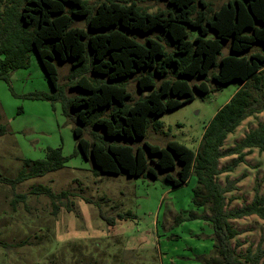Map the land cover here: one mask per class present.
<instances>
[{"label": "trees", "instance_id": "trees-1", "mask_svg": "<svg viewBox=\"0 0 264 264\" xmlns=\"http://www.w3.org/2000/svg\"><path fill=\"white\" fill-rule=\"evenodd\" d=\"M19 1L15 9L10 6L14 0L0 7V80L10 83V72L27 66L29 53L35 51L53 90L23 97L61 103L64 115L74 120L80 152L92 161L97 176L124 172L157 178L164 171L163 180L179 188L194 175L193 202L209 212L180 213L174 224L194 219L211 222L214 252L204 258L205 264H264L261 244L255 250L248 247L245 253L237 250L239 240L232 244L240 231L231 222L253 214L264 219V195L256 193L251 203L231 209L226 193L234 183L222 185L218 180L220 174L245 161L246 149L264 153V120L234 146L223 148L228 135L246 118L264 111V0H226L215 9L208 0H168L166 10L153 13L137 1L105 0L94 9L87 0ZM74 17L85 18L87 25L74 26ZM192 29L197 31L194 36ZM139 35H145V41ZM226 41L230 53L222 55ZM255 45L259 48L251 51ZM67 60H72V77L76 78L70 87L79 90L73 97L59 83L56 61ZM86 65L93 77L81 72ZM213 68L217 71L211 78L218 88L236 82L241 86L206 126L198 150L178 140L166 146L131 144L146 135L150 124L156 129L162 126L155 121L157 117L192 100L190 80L207 77ZM135 74L139 89L149 92L129 105L131 93L125 82ZM193 87L201 94L209 92L205 80ZM90 127L96 129L93 139L85 136ZM4 130L2 125L0 132ZM231 155H237L231 164L220 166V159ZM67 161L62 147H48L45 158L25 159L17 176L0 173V183L15 190L18 184L60 169ZM30 194L49 197L53 215L65 198L67 209L72 210L69 191L55 193L46 185L34 186L27 193L14 192L12 208L26 203ZM84 199L99 206L100 217L109 225L132 216L109 217L100 201ZM26 243L0 245L10 248Z\"/></svg>", "mask_w": 264, "mask_h": 264}, {"label": "rangeland", "instance_id": "rangeland-1", "mask_svg": "<svg viewBox=\"0 0 264 264\" xmlns=\"http://www.w3.org/2000/svg\"><path fill=\"white\" fill-rule=\"evenodd\" d=\"M14 1L10 5L13 9L20 2ZM87 1L94 9L105 0ZM123 1H137L152 13L168 8V0ZM208 1L215 9L226 0ZM10 3L11 0H0V7L3 9ZM73 25L85 27L87 21L74 17ZM190 33L194 36L197 31L192 29ZM138 38L145 41L146 36ZM229 53L230 42L226 41L222 55ZM56 64L59 83L67 95L79 94L78 89L70 87L76 80L72 77V60L56 61ZM216 71L217 68H213L207 77L190 80L194 98L157 117L155 121L162 126L156 129L150 124L146 135L131 144L137 147L149 142L166 146L169 141L178 140L198 150L206 126L241 86L236 82L218 88L211 78ZM81 72L93 77L90 65ZM137 76L132 75L125 82L131 93L127 100L129 105L149 92L139 89ZM201 80L208 83V93L201 94L193 87ZM41 90L53 89L35 51L29 53L27 66L10 72V83L0 80V127L5 126L4 132H0V173L17 176L25 159L45 158L48 147H62L68 161L60 169L18 184L15 190L0 183V242H27L10 248L0 245V264H205L204 258H210L214 252L211 222L194 219L174 224V217L180 213L209 212L207 207L193 202L196 177L193 175L186 185L174 188L163 180L164 171H159L157 178L132 177L124 172L97 176L92 161L80 152L73 132L74 120L64 115L61 103L23 97ZM262 120L264 111L246 118L228 135L223 148L234 146ZM95 132L96 129L90 127L85 136L93 139ZM244 152H247L244 162L218 176L222 185L229 181L234 183L233 190L226 193L227 207L231 209L251 203L256 193L264 195V153L256 148ZM236 157L221 158L220 166L231 164ZM37 185L49 186L55 193L69 191L72 210L67 209L68 199L65 198L59 201L58 214L53 215L49 197L36 194L28 195L26 203H18L14 210L10 202L14 192L27 193ZM84 198L100 201L109 217L126 213L132 216L109 225L100 217L99 206ZM231 222L240 231L232 240L233 245L237 240L241 242L239 252L245 253L248 247L255 250L259 244L264 248V219L253 214Z\"/></svg>", "mask_w": 264, "mask_h": 264}, {"label": "crops", "instance_id": "crops-1", "mask_svg": "<svg viewBox=\"0 0 264 264\" xmlns=\"http://www.w3.org/2000/svg\"><path fill=\"white\" fill-rule=\"evenodd\" d=\"M227 157V156H226ZM133 263L135 262V261H132Z\"/></svg>", "mask_w": 264, "mask_h": 264}]
</instances>
